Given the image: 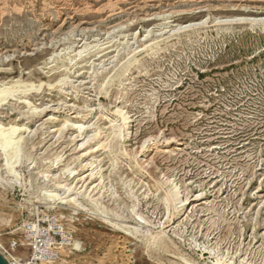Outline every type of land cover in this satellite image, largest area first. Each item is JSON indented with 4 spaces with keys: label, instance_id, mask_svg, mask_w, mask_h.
I'll use <instances>...</instances> for the list:
<instances>
[{
    "label": "rangeland",
    "instance_id": "obj_1",
    "mask_svg": "<svg viewBox=\"0 0 264 264\" xmlns=\"http://www.w3.org/2000/svg\"><path fill=\"white\" fill-rule=\"evenodd\" d=\"M0 9V88L19 91L0 106V123L38 129L16 167L33 186H0V251L7 255L33 224L80 242L56 264H185L174 254L216 264L193 241L154 249L142 234L111 224L133 227L140 213L149 221L141 222L145 235L171 236L177 227L187 239L218 242L236 254L234 264L246 251L264 264V0H0ZM79 50L85 54L72 62ZM129 59L137 63L126 71ZM103 65L108 76H94ZM62 75L67 86L55 84ZM31 84L38 91L22 94ZM28 102L45 109L38 120L24 114ZM99 103L104 112L95 118ZM76 115L85 116V127L130 117L131 139L120 136L124 151L115 157L120 168L112 170L104 151L93 155L109 176L101 211L87 201L86 210L51 206L38 191L39 173L56 153L62 162L55 168L71 163L89 174L74 150L84 137L54 142L45 129L50 119L57 129ZM167 177L187 196L182 217L172 215Z\"/></svg>",
    "mask_w": 264,
    "mask_h": 264
},
{
    "label": "bare ground",
    "instance_id": "obj_2",
    "mask_svg": "<svg viewBox=\"0 0 264 264\" xmlns=\"http://www.w3.org/2000/svg\"><path fill=\"white\" fill-rule=\"evenodd\" d=\"M85 49H86V54L91 51L90 50L91 48H89L88 50L87 48ZM76 53L77 54H75L74 57L71 59L72 62L77 57L82 58V56L85 54V52L82 50H79ZM135 62L137 63L136 59L135 60L129 59L126 71L132 65H134ZM104 66L105 65L102 66L103 70L101 72L97 70L96 72H93V75L97 76L100 73L102 75V73H104L103 72ZM108 74L102 75V77L106 78ZM68 80L69 79L66 78L65 75H62V78H60V80L56 82L55 84L58 83V84L66 85L68 83ZM55 84L49 83L47 84V86L49 88H52L55 86ZM36 88L37 87L34 84L25 85L23 87L24 90L22 91V94L26 95L32 89L35 90ZM16 89H17L16 85L12 87L11 85L10 86L3 85L0 88V106L3 103H5L10 97L15 96V93L18 91V89L17 90ZM102 89L103 87L101 89L99 88V91L97 92L95 91L96 94H100ZM36 90L38 91V88ZM81 90H82V87H81ZM23 98L24 97H20L19 99H23ZM27 104H28L27 111L26 112L24 111L25 112L24 114L26 116H31L32 118L31 121H34V119L38 120V118H40L41 115L45 112V109L38 108V106L32 104L31 102H28ZM98 110L99 112L96 114L95 118L97 117L98 114H102L104 112V107L101 106L100 103L98 104ZM117 113L120 114L121 111H117ZM79 115L81 114L79 113ZM79 118L80 120H78ZM84 118L85 116L83 115L80 117H77L76 115V117H73V119H76V121H74L72 118H71L72 120L71 119L69 120L66 117L65 120L62 122V124H58L57 129H55V127H57V124L54 122L55 120L50 119L51 125L45 129H48L47 130V133H49L48 137L51 136L52 133L55 134L51 137L52 138L51 140L56 138L54 142H58L61 139H64L66 137H69L70 139L73 137V141L74 140L76 141L78 138L84 137L83 142L80 145L79 144L76 145L74 150H77L76 159L82 160L81 166L83 169L88 168L86 171L87 172L89 171V174L86 175V173H84V174H81L80 176L79 174H77L76 170H74L73 168H70L71 163H67L65 165L59 166L58 168H55L58 166V164L62 162V156H60V153H56L54 158L46 162V164H49V165L45 169L40 171L39 173L41 176V179H44V182L41 187H38V191L41 193L42 200H44L48 205H51V206H54L60 203L62 205H70L75 210H86L87 204L85 203V201H87V202L94 204L98 208V210L101 211L100 206L103 205V202L101 200L102 195H103L102 190L107 189L106 181L109 178V176L108 174L103 173V169L101 167L100 169H98V166L101 165L103 160H98L97 157L93 155L96 154V152L104 151L103 154H106L107 155L106 158H109V160L112 162V165H111L112 170L114 171L116 169H119L120 166H119L118 160L115 159V157L117 156L116 155L117 151L119 152L124 151V147L122 146V143L119 140L121 139V137H124L125 139H128V138L131 139V128H130L131 122H130L129 116H124L123 123L119 125L117 122H115L113 118L106 117L107 122L103 123L104 126L99 125V124L98 125L93 124L92 126L85 127V124L83 122ZM69 121L70 122L72 121V123L70 124ZM121 127H122V134H121ZM88 128H92V129H88ZM51 129L53 130L51 131ZM37 131L38 129L29 130V127L27 125H20V126L15 125V124L4 125L0 123V158H2L1 162L4 161V164L0 165V168H1L0 186L2 188H6V186L12 187V185L14 184H20L21 188L27 189V183L29 184L30 187L33 186L32 179H30L27 182L24 176L21 174V172L16 169V167L22 166V164L24 163V159L26 158L25 157L26 147L28 146V143L37 136ZM70 132L72 134H69ZM25 134L27 135L25 136ZM153 149L157 150L158 147H154ZM84 162L86 163L84 164ZM97 163L99 165L93 168V166ZM139 167L141 168V166ZM55 169L56 171H54ZM3 171L6 175L5 176L6 178L13 176L14 180H15V177H17L18 179L16 181H13V180L9 181V179L6 180L5 177L3 176L4 175ZM166 180L169 184V187H170L169 194L171 195V200H173L172 203L174 204V207L172 209L173 210L172 215L176 218L182 217L186 213L185 209L188 204L187 196L183 194V191H181V188L178 186V184H175L171 178L167 177ZM96 181H99V184L95 185ZM79 184L81 185L79 186ZM117 198H118L117 194L111 193L110 199L114 201V200H117ZM167 200L170 201V199L168 198ZM104 208L107 210V207H104ZM168 211H169V208H168ZM135 216L137 217V218H134V222H136V224L133 227L129 225L128 226L120 225L119 223H111V224H114L116 228L118 227L133 236H141L142 234L143 235L142 237L145 238L147 245H149L150 247H153L154 249H169L171 245L175 246V239L183 241V242L193 241L192 242L194 244L193 246H197V247L201 246L205 252L209 253L211 257L215 258L216 264H226L228 260L231 264L235 263L234 258L237 257V256L235 257L236 254L234 256H228L229 252L227 253L226 252L227 250L222 249L219 246L218 242L212 243L209 241L207 244H205V243L198 242L193 237L187 239L184 236V232L180 229H177V227L172 229L173 233L171 236H169L167 232H164L163 230L159 231L155 235H145L146 232L143 233V231H141V222H144L148 225L149 221H147L140 213H135ZM118 217L120 218L119 215ZM162 224H163L162 222H158L156 225L161 226ZM73 246L74 248L73 249L71 248L72 250H80L81 248V244L77 240H74ZM2 247L3 245L1 242V236H0V248ZM261 250H264V249H261ZM239 252H242V251H239ZM0 253L2 255H5L3 251H0ZM250 256L246 251L245 255H243L240 258V260L238 259L239 264H253L254 261L250 260ZM174 257L182 260L185 264H196L194 261L192 262L182 255L174 254ZM5 258L7 260H11V258H15V257L10 254V255H5Z\"/></svg>",
    "mask_w": 264,
    "mask_h": 264
},
{
    "label": "built area",
    "instance_id": "obj_3",
    "mask_svg": "<svg viewBox=\"0 0 264 264\" xmlns=\"http://www.w3.org/2000/svg\"><path fill=\"white\" fill-rule=\"evenodd\" d=\"M24 239L19 242H11L7 255L10 253L15 258L8 260L10 264H56L62 257L63 250L73 246V239L62 230L48 231L40 229L33 224H25ZM18 249L25 250L18 253ZM5 257V255H3Z\"/></svg>",
    "mask_w": 264,
    "mask_h": 264
},
{
    "label": "water",
    "instance_id": "obj_4",
    "mask_svg": "<svg viewBox=\"0 0 264 264\" xmlns=\"http://www.w3.org/2000/svg\"><path fill=\"white\" fill-rule=\"evenodd\" d=\"M0 264H10L8 260L0 253Z\"/></svg>",
    "mask_w": 264,
    "mask_h": 264
}]
</instances>
